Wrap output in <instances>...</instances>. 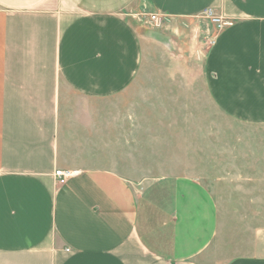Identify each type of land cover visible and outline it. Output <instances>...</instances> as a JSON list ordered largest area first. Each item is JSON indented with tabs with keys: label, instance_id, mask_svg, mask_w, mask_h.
Masks as SVG:
<instances>
[{
	"label": "crops",
	"instance_id": "crops-1",
	"mask_svg": "<svg viewBox=\"0 0 264 264\" xmlns=\"http://www.w3.org/2000/svg\"><path fill=\"white\" fill-rule=\"evenodd\" d=\"M207 11L220 28L204 54L206 94L225 117L264 125V0H0V264H203L212 195L189 176L118 170L136 159L130 115L121 124L90 104L136 81V22ZM56 170L71 173L64 184Z\"/></svg>",
	"mask_w": 264,
	"mask_h": 264
},
{
	"label": "rangeland",
	"instance_id": "rangeland-1",
	"mask_svg": "<svg viewBox=\"0 0 264 264\" xmlns=\"http://www.w3.org/2000/svg\"><path fill=\"white\" fill-rule=\"evenodd\" d=\"M147 19L136 22L144 53L134 84L111 103L90 104L106 115L121 114V124L130 115L136 146L130 157L136 159L120 160L117 168L134 176H189L208 190L218 227L203 264L264 255V125L225 117L203 85L204 54L220 23L207 13L191 20Z\"/></svg>",
	"mask_w": 264,
	"mask_h": 264
},
{
	"label": "built area",
	"instance_id": "built-area-1",
	"mask_svg": "<svg viewBox=\"0 0 264 264\" xmlns=\"http://www.w3.org/2000/svg\"><path fill=\"white\" fill-rule=\"evenodd\" d=\"M209 16H212V12L211 11H207L206 12ZM149 21L150 22H158L159 18L156 15H149ZM213 21L214 22H219L218 19H216L215 17H213ZM71 173L68 171H62V170H56L54 172V177L56 178V181L59 184H64L66 182V180L68 179V177H70Z\"/></svg>",
	"mask_w": 264,
	"mask_h": 264
}]
</instances>
